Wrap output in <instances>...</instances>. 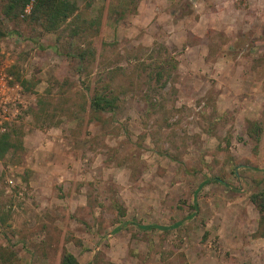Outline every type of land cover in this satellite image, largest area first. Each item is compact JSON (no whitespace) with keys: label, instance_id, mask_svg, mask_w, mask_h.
<instances>
[{"label":"rangeland","instance_id":"374dc122","mask_svg":"<svg viewBox=\"0 0 264 264\" xmlns=\"http://www.w3.org/2000/svg\"><path fill=\"white\" fill-rule=\"evenodd\" d=\"M75 1L101 20L82 38L29 23L32 3L0 18V58L33 84L0 160V264H264V0ZM106 83L119 107L95 118Z\"/></svg>","mask_w":264,"mask_h":264},{"label":"trees","instance_id":"16d2710c","mask_svg":"<svg viewBox=\"0 0 264 264\" xmlns=\"http://www.w3.org/2000/svg\"><path fill=\"white\" fill-rule=\"evenodd\" d=\"M32 3V9L29 14L26 15L25 19L41 27L46 32H57L59 30L69 29L70 36H78L82 38L88 29L96 28L100 25L101 20L98 16L95 19L83 18L81 13L78 11V4L75 0H2L0 6V18L7 17L9 19H18L24 12V8L27 4ZM75 20H80L82 23L77 26ZM75 23L76 27L72 29V24ZM98 28V27H97ZM5 33L0 31V37L4 36ZM94 48H82L78 47L76 55L81 61H85L88 56L95 55ZM173 67V66H172ZM164 62H160L158 67L154 71L156 77L162 79L165 77L166 73L169 72L166 69ZM14 72V77L16 81L20 82L24 90H31L32 83L29 80H21V75L19 72L10 70ZM120 92L117 87L110 83H106L102 87L96 89L94 94L90 97V108L94 113L95 118L101 119V114L106 112L116 111L119 107ZM49 103L46 102L43 97H40L37 110L40 113H46L48 110ZM262 125L258 121H252L249 127L250 135L259 142L261 139ZM23 137L24 131L18 123L10 127V129L2 134H0V160H3L9 153L23 148ZM251 201L258 208L261 219L264 222V191L253 193L250 196ZM194 208L198 209L197 202L194 203ZM116 208L120 216L124 215V208L116 203ZM196 214V213H194ZM183 221L173 223L171 225H159L154 223H137V226L142 230H171L179 227ZM264 234V231L263 233ZM14 254V253H13ZM59 264H81L79 259L69 250L64 249Z\"/></svg>","mask_w":264,"mask_h":264},{"label":"built area","instance_id":"2783aa9c","mask_svg":"<svg viewBox=\"0 0 264 264\" xmlns=\"http://www.w3.org/2000/svg\"><path fill=\"white\" fill-rule=\"evenodd\" d=\"M31 4L26 6L29 12ZM13 62L0 58V134L19 123L25 115L26 105L22 99L24 88L10 71Z\"/></svg>","mask_w":264,"mask_h":264}]
</instances>
